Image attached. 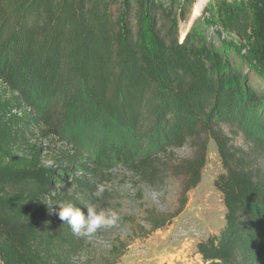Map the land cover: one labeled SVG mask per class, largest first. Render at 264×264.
<instances>
[{
    "label": "trees",
    "instance_id": "obj_1",
    "mask_svg": "<svg viewBox=\"0 0 264 264\" xmlns=\"http://www.w3.org/2000/svg\"><path fill=\"white\" fill-rule=\"evenodd\" d=\"M69 125L112 130L110 157L146 186L180 180L177 210L147 212L149 232L182 212L212 141L224 226L197 243L200 264H264V0H0L1 264L123 256L45 205L100 199L68 176L80 154L47 143Z\"/></svg>",
    "mask_w": 264,
    "mask_h": 264
},
{
    "label": "rangeland",
    "instance_id": "obj_2",
    "mask_svg": "<svg viewBox=\"0 0 264 264\" xmlns=\"http://www.w3.org/2000/svg\"><path fill=\"white\" fill-rule=\"evenodd\" d=\"M194 20L189 16L180 28H189ZM112 133L108 127L94 131L69 125L60 138L47 141L54 150L75 149L80 154L69 178L84 177L96 187L102 185L103 196L93 207L112 209L119 216L112 227L97 230L93 244L124 242L127 247L117 264H200L197 243L217 235L224 226V207L214 188L222 172L215 144L208 145L200 184L188 192L182 212L164 228L149 232L147 212L166 218L177 210L180 180L171 178L156 187L144 185L110 157L108 149L116 140Z\"/></svg>",
    "mask_w": 264,
    "mask_h": 264
},
{
    "label": "clouds",
    "instance_id": "obj_3",
    "mask_svg": "<svg viewBox=\"0 0 264 264\" xmlns=\"http://www.w3.org/2000/svg\"><path fill=\"white\" fill-rule=\"evenodd\" d=\"M53 164V160L45 161L46 167H51ZM103 193L104 187L100 185L97 186L93 195L99 199L102 198ZM45 205L50 212L54 211L53 205L58 206L56 214L64 224L70 227L72 234L77 238H91L97 230L112 227L119 219L117 212L112 209L97 211L95 207H87L85 213L80 207L71 202L58 204L51 199Z\"/></svg>",
    "mask_w": 264,
    "mask_h": 264
}]
</instances>
